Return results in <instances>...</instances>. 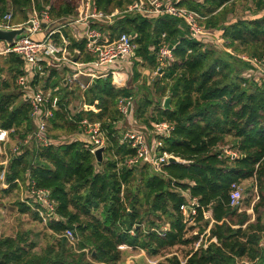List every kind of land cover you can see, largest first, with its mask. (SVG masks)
Returning <instances> with one entry per match:
<instances>
[{
	"label": "trees",
	"instance_id": "16d2710c",
	"mask_svg": "<svg viewBox=\"0 0 264 264\" xmlns=\"http://www.w3.org/2000/svg\"><path fill=\"white\" fill-rule=\"evenodd\" d=\"M77 1L0 0V17L11 10L12 22L20 23L15 21L18 14L23 20L34 6L38 11L47 8L53 19L63 18L75 13ZM232 1L180 2L205 17V25L222 41L223 50L218 51L190 39L184 23L175 17L146 18L123 12L133 0H94L98 9L120 13L112 23L92 27L100 30L108 43L122 32L133 34L137 59L123 88L113 87L109 77L93 79L83 91L68 87L63 80L59 87L56 68L49 69L41 87L50 88V80L56 79L51 87H58V101L47 122L48 146L32 137L29 104L16 92L22 61L15 54L5 57L8 78L0 80V127L12 129L10 137L20 140L21 149L5 167L4 192L18 188L16 179L49 189L57 218L47 222L49 242L38 252L37 242L29 238L31 232L1 236L0 264H117L121 244L142 249L148 257L162 256L156 264H264V244H260L264 240V81L244 80L240 72L247 64L238 57L240 53L264 56V0H256L261 14L228 23L225 20ZM63 32L70 51L79 50L80 54H74L77 59H95V54L85 51V39L75 40L68 30ZM162 42L174 47V62L163 68L152 84L146 85L144 80L141 86H134L141 76L138 66L155 69V52ZM35 81L36 77L32 83ZM140 89L143 93L132 114L135 129L146 130L151 122L172 125L169 136L162 139L161 150L179 161L164 166L162 172L149 164L124 165L135 150L121 141L131 125L125 121L124 127L118 126L122 115L117 100L138 98ZM166 96L170 97L167 109L162 105ZM72 98H79L81 109L70 107ZM84 118L99 122L106 136L100 167L81 141L65 139L67 134L77 133ZM226 137L231 138L230 144ZM221 147L235 149L239 155H226ZM0 169H4L2 164ZM248 179H253V185L241 200L244 209L231 207V184ZM187 195L198 202L192 224L184 221L180 210ZM18 210L41 220L22 203ZM164 223L168 229L163 236L151 229ZM67 228L74 232L76 249L54 235ZM207 228V239L215 242L194 250L199 234ZM175 246L189 247L183 260L176 254L165 255Z\"/></svg>",
	"mask_w": 264,
	"mask_h": 264
},
{
	"label": "built area",
	"instance_id": "2783aa9c",
	"mask_svg": "<svg viewBox=\"0 0 264 264\" xmlns=\"http://www.w3.org/2000/svg\"><path fill=\"white\" fill-rule=\"evenodd\" d=\"M182 0H133L126 9L125 13H136L146 18H154L160 15H169L175 17L184 23L187 35L190 39L198 41L203 47L218 49L222 47V41L215 33V30L206 27L204 24L205 17L196 10L181 5ZM202 1V0H198ZM115 9L111 13L98 9L94 0H78L76 10L73 15L64 17L66 21L57 27H52L55 19L50 17L47 8L38 11L33 7L28 10V19L22 23H13V13L7 10L0 17V27L12 28L27 26L29 34L15 40L12 46L6 42L0 41V57L8 54L17 55L22 61V73L17 76L15 83L18 86L23 100L27 101L30 107V118L33 123L32 137L44 146L51 144L46 135L47 122L52 116V110L56 108L58 98L55 95L57 88L45 89L32 83L34 77H41L46 68H58L64 63L69 68L71 74L69 80L76 83L82 90H85L93 79L109 77L111 84L115 88L126 87L132 73V66L136 60L135 50L136 43L134 35L122 32L116 39L108 43L105 35L92 24L112 23L113 18L119 14ZM69 30L75 40L85 39V51L95 54L92 61H81L74 56L80 54L78 49L70 51V41L65 36L63 30ZM57 35V36H56ZM171 46V48L169 47ZM172 45L162 42L156 49V67L152 71L154 75L161 76L163 68L174 62L172 54ZM247 60L253 67L264 68V56L249 58L239 56ZM161 70V71H160ZM147 73V72H146ZM251 71L245 73V78L249 79ZM83 77L84 80L81 79ZM261 81H257L260 83ZM84 107H87L84 105ZM133 97L123 96L117 100L118 111L122 115V121L128 122L131 127L123 134L121 141L128 143L134 148L135 153L124 160V165L131 168L149 164L155 171L162 172L163 167L170 164L169 158L172 154L161 150L162 139L169 136L172 125L167 121L151 122L150 128L146 130H137L133 126L132 117L134 111ZM88 108V107H87ZM81 109V108H79ZM12 129L0 127V156H3V162L6 167L8 160L13 156L18 147H15L11 155L5 150V145L9 141V135ZM68 140L81 141L85 149L93 156L98 148L106 145V136L99 122H90L86 118L79 123L77 133L68 136ZM26 142V141H24ZM222 148V147H221ZM223 153L232 157H237L239 153L232 148L223 147ZM177 161L179 159L175 157ZM96 162V161H95ZM185 162V161H182ZM18 188H22V183L15 180ZM7 187V184H4ZM256 192V190L254 189ZM244 192L238 183L231 184L229 194V205L239 207L243 199ZM21 203L37 213L42 223L47 224L51 219H56L55 201L50 197V190L38 188L33 182H28L26 191L22 194ZM188 201L180 205L183 219L188 224H192L196 215L198 202L195 197L187 195ZM203 215L209 213L203 211ZM160 235H164L168 229V224L164 223L159 228L152 227ZM133 232L132 230L130 231ZM194 234H197L194 231ZM56 238L65 239L75 248L76 237L74 232L67 228L60 233L54 234ZM208 228L199 234V239L194 244V250L198 247L205 248L210 241L207 239ZM264 244V240L260 243ZM127 247L125 244L119 245L120 249ZM86 256L89 257V250L83 249ZM247 264V262H245Z\"/></svg>",
	"mask_w": 264,
	"mask_h": 264
},
{
	"label": "rangeland",
	"instance_id": "374dc122",
	"mask_svg": "<svg viewBox=\"0 0 264 264\" xmlns=\"http://www.w3.org/2000/svg\"><path fill=\"white\" fill-rule=\"evenodd\" d=\"M230 10L227 12V17H226V22L231 23L234 22L238 19H244V18H251L255 16L256 14H261L262 11H259L257 13V4L256 0H233L232 4H229ZM26 18L23 20L18 19L19 17H22V15L18 14V18L15 19L17 22H24L28 19V10L26 11ZM55 23L52 24V27H57L59 24H63L66 19L63 18H56ZM205 24V23H204ZM206 26V25H205ZM207 27V26H206ZM69 31V30H68ZM215 49V48H213ZM218 51L223 50V47H220L218 49H215ZM239 56H245L247 58L251 57V55L247 53H240L238 54ZM6 56L0 57V80L8 78V75L5 71L6 69V63H4ZM237 57V56H236ZM239 60L241 58L239 57ZM241 62H245L247 66L243 68L240 72L241 77L251 83H256L258 80L259 81H264V68L260 66L259 68L253 67L247 60H241ZM64 63H61L58 68H56L58 76L57 78L60 79L58 86H61V80L67 82L69 85L68 87H78V85L72 81L69 80V76L71 74L69 68H67ZM49 69L52 68H46V72L41 76L37 77L36 76V81L35 84L39 85L40 87L43 86L44 82L46 81V78L48 77V72ZM138 69L141 72V76L138 81L134 82V86H141V83L145 80L147 84H152L153 80L157 75L153 74V70L151 69H145L142 68L141 66H138ZM251 71L249 79L245 78V73ZM147 72V73H146ZM82 80L83 77H81ZM56 79H51L50 81V88L51 84L55 81ZM53 81V82H52ZM245 83H243L244 85ZM20 92L19 88L16 87V92ZM143 90L140 89L138 98L134 97L133 98V104H134V109L137 108L139 104V97L142 95ZM58 98V91L55 94ZM165 98V97H164ZM164 98L162 100V104L164 101ZM157 98L154 97V100ZM79 103L80 100L79 98H72L70 102V107L73 110H78L79 109ZM126 124L125 120L118 122V126L121 128L124 127ZM126 128V127H125ZM73 134V133H72ZM70 134H67L68 136ZM226 143L230 144L231 138L226 137ZM15 147H18V150L21 149L20 145V140L17 137H10L9 135V141L5 145V150L8 155L12 154V151ZM3 156H0V166L2 164L4 169H0V237L1 236H14L18 232H31L29 235V238L32 240H35L37 242L36 246V251L42 250L47 243L49 242V237L48 234L51 233V231L45 226L44 223H42L39 220H34L32 215L30 213H21L18 210V203H21V197L22 194L26 191V185L22 184V188H17L15 190H11L9 192H4V190L7 188L4 184V170H5V165H4V160ZM253 185V179H248L244 180L239 183L240 188L243 190L244 195L243 199L245 198V192L247 191V188L249 186ZM254 190V189H253ZM254 193H256L254 191ZM239 207L244 209V206L242 204L239 205ZM249 213H251L250 209H247ZM190 233H188V236ZM74 248V247H73ZM76 249V245L75 248ZM120 249V248H119ZM189 249L188 246H175L172 248H169L166 250L165 255H171V254H176L183 260V255L186 253V251ZM121 251V257L120 260L117 262V264H156L158 260L162 259V256H155V257H143L140 254L139 251H126L123 249H120Z\"/></svg>",
	"mask_w": 264,
	"mask_h": 264
},
{
	"label": "water",
	"instance_id": "95a60500",
	"mask_svg": "<svg viewBox=\"0 0 264 264\" xmlns=\"http://www.w3.org/2000/svg\"><path fill=\"white\" fill-rule=\"evenodd\" d=\"M30 32L29 28L27 26H21V27H12V28H3L0 27V41L6 42L9 46H12L15 42V40L20 39L21 37H24L28 35ZM171 48V46H169ZM161 71V70H160ZM163 108L167 109L170 108V97H165L163 101ZM105 148L101 147L98 148L94 153V159L96 161V165L98 167L101 166L103 162V153ZM176 158L174 156H171L169 158V162L173 163L176 162ZM94 254V252H93Z\"/></svg>",
	"mask_w": 264,
	"mask_h": 264
},
{
	"label": "crops",
	"instance_id": "0c3cea01",
	"mask_svg": "<svg viewBox=\"0 0 264 264\" xmlns=\"http://www.w3.org/2000/svg\"><path fill=\"white\" fill-rule=\"evenodd\" d=\"M63 83H65V81H63ZM148 83V82H147ZM79 87V86H78ZM57 89H58V87H56ZM80 88V87H79ZM81 89V88H80ZM82 90V89H81ZM83 91V90H82ZM20 99L21 100H23V97H22V94L20 95ZM80 104H81V102L79 103V108H81L80 107ZM79 110V109H78ZM72 135V134H71ZM71 135H68V136H71ZM124 250H128V251H135V250H137V251H139L140 252V254L139 255H141V256H143V257H146V254H145V251L144 250H142V249H133V248H131V247H129V246H127V247H125V248H123V251Z\"/></svg>",
	"mask_w": 264,
	"mask_h": 264
}]
</instances>
